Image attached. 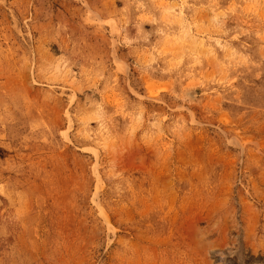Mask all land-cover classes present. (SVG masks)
Listing matches in <instances>:
<instances>
[{"label": "rangeland", "instance_id": "obj_1", "mask_svg": "<svg viewBox=\"0 0 264 264\" xmlns=\"http://www.w3.org/2000/svg\"><path fill=\"white\" fill-rule=\"evenodd\" d=\"M0 264H264V0H0Z\"/></svg>", "mask_w": 264, "mask_h": 264}]
</instances>
